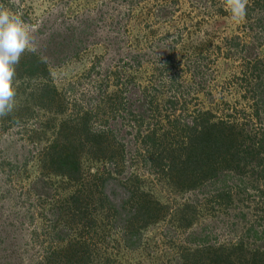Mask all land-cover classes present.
I'll use <instances>...</instances> for the list:
<instances>
[{"label": "rangeland", "instance_id": "1", "mask_svg": "<svg viewBox=\"0 0 264 264\" xmlns=\"http://www.w3.org/2000/svg\"><path fill=\"white\" fill-rule=\"evenodd\" d=\"M0 7L35 48L0 118V264H259L264 0L239 25L225 0ZM82 117L98 141H79ZM75 148L72 181L48 151Z\"/></svg>", "mask_w": 264, "mask_h": 264}, {"label": "clouds", "instance_id": "2", "mask_svg": "<svg viewBox=\"0 0 264 264\" xmlns=\"http://www.w3.org/2000/svg\"><path fill=\"white\" fill-rule=\"evenodd\" d=\"M225 4L231 22L241 24L247 15L246 0H225ZM26 51H35L30 25L24 22L22 14L0 7V118L15 110L16 65Z\"/></svg>", "mask_w": 264, "mask_h": 264}, {"label": "trees", "instance_id": "3", "mask_svg": "<svg viewBox=\"0 0 264 264\" xmlns=\"http://www.w3.org/2000/svg\"><path fill=\"white\" fill-rule=\"evenodd\" d=\"M30 60L33 61V63H35V64L37 63V59H35V58L33 59V57H31ZM36 66H30L29 70H28V74H30V75L34 74V71L37 68ZM48 91H50V90L45 89V94H47ZM81 119L82 120L80 121V123L76 124L77 126L80 127V129L75 130L77 132H79L78 130H80V131L83 130L84 136L82 139H79V141L84 140V139L92 141V138H93V140L95 138H97V141H98V138H100L101 133H93L92 135H90L91 133H90V131H88L89 129L85 130V132H84V129H86L85 127H87L86 126V120L87 119H85L84 117H82ZM84 125H85V127H84ZM68 133H70V131H68ZM65 140H67L66 136H65ZM97 141H96V146L98 143ZM214 141L217 142V140H214ZM72 146L73 147H71V148L75 147L74 145H72ZM214 147H215L214 150H212V152H210V153L206 152L204 154H199V153L194 154L193 157H195L196 163H198L200 161H202V163H207L210 160L211 155H213L214 152L218 151L220 144L217 143V145H215ZM48 154L50 155L49 156V163H52V165L54 166V170H55L54 172H56L57 174H60V175H64L72 181L79 179V177H80V174H79L80 173V166H79V162H78V159H79L78 155L79 154H77L76 148L74 150L66 149L64 152H56L55 149H50V151H48ZM261 167H262V173L261 174L264 176V165H261ZM230 249H232V248H230ZM229 252H230V250H229ZM221 254H223V253H221ZM260 254L263 255V259H260V260L257 259L258 251H254V254L252 255V259L255 262L258 260L259 264H264V252H262ZM227 257H228V253L226 252L225 255H222V256L219 255L218 258L223 261Z\"/></svg>", "mask_w": 264, "mask_h": 264}]
</instances>
